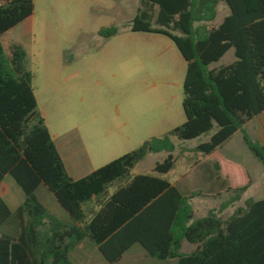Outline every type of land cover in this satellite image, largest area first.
I'll list each match as a JSON object with an SVG mask.
<instances>
[{
  "label": "trees",
  "instance_id": "obj_1",
  "mask_svg": "<svg viewBox=\"0 0 264 264\" xmlns=\"http://www.w3.org/2000/svg\"><path fill=\"white\" fill-rule=\"evenodd\" d=\"M221 2L229 14L214 26ZM33 13L34 0H0V185L9 175L25 196L14 211L0 196V228L12 224L15 232L0 236V264H74L71 254L85 239L109 264L135 245L151 258L176 264H264V199L249 198L226 219L220 216L241 200L250 178L246 185L229 188L233 196L221 210L194 220L191 201L200 193L186 196L162 177L175 167L174 138L189 141L212 131L195 152L209 156L242 132L264 165V145L244 130L264 113V0H141L132 32L168 37L186 62V121L79 180L70 177L38 112L26 51L11 38L3 41ZM99 34L109 39L118 30L103 28ZM231 50L235 60L219 65ZM160 152L168 156L155 165L153 175L130 178L148 154ZM122 180L127 181L108 195ZM41 186L53 194L68 221L39 200ZM93 201L98 209L86 211ZM184 242L195 250L183 254Z\"/></svg>",
  "mask_w": 264,
  "mask_h": 264
},
{
  "label": "rangeland",
  "instance_id": "obj_2",
  "mask_svg": "<svg viewBox=\"0 0 264 264\" xmlns=\"http://www.w3.org/2000/svg\"><path fill=\"white\" fill-rule=\"evenodd\" d=\"M141 7V0H34V13L7 38L20 44L27 53L26 69L31 72L32 86L38 102V112L44 118L56 146L72 141L74 161L82 169L71 172L74 179L82 178L128 154L154 137H161L181 126L186 117L182 108L186 62L174 42L164 35L132 32V21ZM229 14L224 2L217 8L218 26ZM115 27L118 34L106 39L99 34L103 28ZM235 60L229 51L219 65ZM245 132L264 145V122H249ZM215 131L196 139L174 138L176 163L163 178L171 184L179 181L190 195L200 196L191 201L194 220L206 216L208 210L220 209L232 196L229 188L251 184L241 200L222 210L227 218L247 199H264V165L246 146L238 132L215 156L227 159L224 172L228 191L209 193L205 178L211 163L194 149L210 140ZM74 136V137H73ZM166 152L150 153L130 173L153 175L157 163ZM127 180L116 182L108 189L115 192ZM0 196L11 211L16 210L25 196L14 179L7 175L0 185ZM36 196L48 211L68 221L53 194L41 186ZM104 200L102 199L101 202ZM98 202L86 206L97 210ZM202 216V217H201ZM11 224L0 228V236L15 235ZM185 243L182 247L184 251ZM147 255L133 246L125 255ZM74 264H108L98 249L85 239L71 254ZM172 261L148 259L142 264H171Z\"/></svg>",
  "mask_w": 264,
  "mask_h": 264
},
{
  "label": "crops",
  "instance_id": "obj_3",
  "mask_svg": "<svg viewBox=\"0 0 264 264\" xmlns=\"http://www.w3.org/2000/svg\"><path fill=\"white\" fill-rule=\"evenodd\" d=\"M260 120L264 122V113H262L261 115H259L258 117H256L252 121H255L256 123H258ZM242 136H243V133H242ZM57 148H58V150H59V152H60V154L62 156V159H63V161L65 163V166H66V169H67L69 175H70L71 172L81 171V169H82L81 166L82 165L79 164L77 161H74V158H73L74 154L73 153L70 154L69 150H67L68 148L69 149L73 148V144H72V141L70 139L68 141L63 142L61 144V148L63 149V152L60 150V148L58 146H57ZM216 152H214L213 154H211L209 156H205V158H206L205 160L210 162L211 166H212V168L210 170L209 169L207 170L208 176L205 178V180H206V184H207L209 193L213 192V193H216V194H218L220 196V195H222V193L223 194L227 193L228 187H227V181H226L227 180V176L224 175V177L222 178V176L219 175V174H220V172L221 173L224 172V164L225 163H230V162L227 159H224V158H222L223 161H220L219 159L214 157ZM217 164L220 166V170L219 171L216 169V165ZM96 170L92 169L85 176L91 174L92 172H94ZM70 177L72 178L71 175H70ZM162 177H164V176H162ZM72 179H74V178H72ZM79 179H81V178L74 179V180H79ZM180 184L181 183L179 181H177L173 185L176 186L184 195L187 196L188 194L183 190V188L181 187ZM213 209H216V208H213ZM221 209H222V207L220 209H217V210H221ZM210 210H212V209H210ZM210 210H208V211H210ZM208 211H207V213H208ZM221 215H222V212L220 213V216ZM194 218H195V211H194ZM184 243H185V248H184L185 252H182V248H181V252L183 254L191 253L192 251L195 250L196 247L194 245L189 244L188 242H184ZM183 244H182V247H183ZM125 254L123 255L122 259L119 262L115 263V264H142V263H145L148 259L151 258L149 255H142V254L141 255H125ZM152 259H154V258H152ZM170 261H172L171 264H176V260H170Z\"/></svg>",
  "mask_w": 264,
  "mask_h": 264
}]
</instances>
